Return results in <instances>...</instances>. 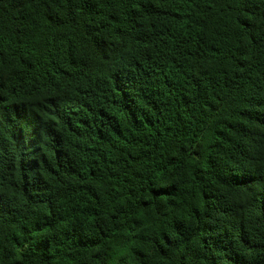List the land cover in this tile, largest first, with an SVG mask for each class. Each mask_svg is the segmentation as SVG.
Instances as JSON below:
<instances>
[{
    "label": "trees",
    "instance_id": "trees-1",
    "mask_svg": "<svg viewBox=\"0 0 264 264\" xmlns=\"http://www.w3.org/2000/svg\"><path fill=\"white\" fill-rule=\"evenodd\" d=\"M0 264H264V0H0Z\"/></svg>",
    "mask_w": 264,
    "mask_h": 264
}]
</instances>
